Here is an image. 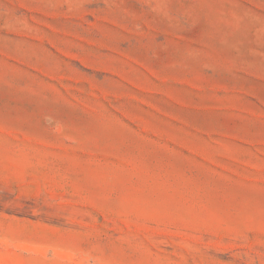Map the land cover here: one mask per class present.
Segmentation results:
<instances>
[{
	"label": "rangeland",
	"instance_id": "374dc122",
	"mask_svg": "<svg viewBox=\"0 0 264 264\" xmlns=\"http://www.w3.org/2000/svg\"><path fill=\"white\" fill-rule=\"evenodd\" d=\"M0 264H264V0H0Z\"/></svg>",
	"mask_w": 264,
	"mask_h": 264
}]
</instances>
